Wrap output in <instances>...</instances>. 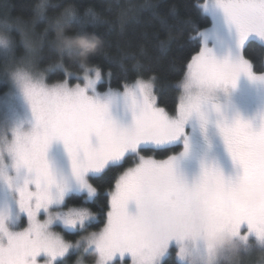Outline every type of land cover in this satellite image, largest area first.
I'll return each mask as SVG.
<instances>
[{"label":"snow or ice","instance_id":"snow-or-ice-1","mask_svg":"<svg viewBox=\"0 0 264 264\" xmlns=\"http://www.w3.org/2000/svg\"><path fill=\"white\" fill-rule=\"evenodd\" d=\"M195 6L213 26L189 21L200 46L171 110L158 103L154 76L98 90L97 67L78 68L74 86L45 82L31 61L16 67L12 82L28 112L15 114L11 91L0 97V264H67L74 254L84 264L93 252L96 264H164L172 241L183 261L204 232L264 239V110L248 119L231 100L241 76L264 85V63L245 55L249 42L264 44V0ZM88 23L78 17L75 29L87 31ZM197 133L205 154L189 178L180 161ZM216 138L242 169L235 180L209 158ZM157 150L172 154H147ZM98 222L103 227L89 231Z\"/></svg>","mask_w":264,"mask_h":264},{"label":"trees","instance_id":"trees-1","mask_svg":"<svg viewBox=\"0 0 264 264\" xmlns=\"http://www.w3.org/2000/svg\"><path fill=\"white\" fill-rule=\"evenodd\" d=\"M201 2L202 0H55L58 8L74 5L80 16L89 21L87 31L95 33L102 41L101 50L90 57V65L99 68L107 81L100 84L99 89L104 90L109 83L113 87H120L126 78L134 80L138 73L144 77L154 76L157 101L168 110L175 107L179 96L177 86L186 74L187 63L196 55L200 46L198 38H194L195 33L191 30L189 21L201 30L211 25V17L201 13L195 6ZM10 3L14 5V11L28 16L32 14L35 0H10ZM89 9L92 11L89 12ZM73 27H76V21H73ZM19 50L18 47L17 51ZM245 55L255 66H261L264 63V44L259 41L249 42ZM40 67L43 72H48L47 79L50 82L62 80L66 72L72 76L78 69L72 61L57 58L55 53H48L47 49ZM74 81H77L75 75L71 79V82ZM8 89L9 84L0 77V95ZM179 149L178 147L177 151ZM147 154L164 159L171 153L157 150ZM99 183L103 191L109 180L105 178ZM99 203L106 204V198L102 197ZM91 206L98 208V204ZM102 226L103 223L98 222L89 231H96ZM76 237L67 238L75 240ZM198 244L200 245L199 242ZM74 256L75 254L68 260ZM164 264L181 263L169 256Z\"/></svg>","mask_w":264,"mask_h":264},{"label":"clouds","instance_id":"clouds-1","mask_svg":"<svg viewBox=\"0 0 264 264\" xmlns=\"http://www.w3.org/2000/svg\"><path fill=\"white\" fill-rule=\"evenodd\" d=\"M78 17L74 5L58 8L55 0H35L28 16L14 11L10 0H0V77L14 87L12 74L22 61H31L42 72L45 49L77 68L91 66L90 57L101 50L102 41L93 32L77 31L73 21ZM198 241L204 257L197 264H264V239L257 236L251 242L220 229L202 233Z\"/></svg>","mask_w":264,"mask_h":264},{"label":"rangeland","instance_id":"rangeland-1","mask_svg":"<svg viewBox=\"0 0 264 264\" xmlns=\"http://www.w3.org/2000/svg\"><path fill=\"white\" fill-rule=\"evenodd\" d=\"M212 26H213V20L211 17V25L208 28H212ZM220 35L225 41L229 39V37L227 36L226 30L223 28L222 25L220 26ZM212 42L213 41L210 39L209 43L211 44ZM43 73L45 74L47 83L49 84L57 83L61 81V80H58V81L50 82L47 79L48 72H43ZM72 78H73V75L71 76L70 73L66 72L65 77L63 79H67L69 83L74 86L79 81L77 80V81L71 82ZM104 82H107V81L106 79L102 78V80L97 84L98 90H101L99 89V85ZM106 89L107 88H105L104 90ZM9 91H11V93L15 97V114L19 116L26 115L28 112V109H27V106L24 104L22 98L20 97L19 92L14 87H11L10 85H9V89L7 92ZM4 94L0 95V97H3ZM231 100L233 104L240 110V112L246 118L253 119L259 111L264 110V85L254 84L250 82L247 78L241 76L237 88L231 91ZM0 114H2V106H0ZM14 118L15 116L13 115L12 112L7 113V122L10 123ZM204 154H205V146L203 142L201 141L199 134L197 133L196 135L193 136L192 154L189 157L180 161L181 170H183L189 176V178H191L192 176L196 175L199 172V161L201 157L204 156ZM208 155H209V158L211 157L212 159H215L216 162H218V164L224 171V174L226 177H230L231 179L235 180L238 175L242 174V169H240L237 165L233 164L230 157L224 150L223 143L219 140V138H216V140L214 141L213 149ZM156 159H159V158H156ZM22 220H23V226L26 227L27 226L26 218L22 217ZM241 232L242 234L248 232L246 223L242 225ZM62 235L64 234L62 233ZM80 235L81 236L87 235V233H81ZM75 239H80V236H77ZM248 239L249 241L254 242L255 234L254 233L249 234ZM198 242L199 241H197L194 245L189 244L190 256L187 259L181 261V260H177L176 258V251H177L178 245L176 241H172L168 257L173 256L175 260L181 264H197V262L202 261L204 257L202 245H199ZM78 255L79 254H75L74 257H72L71 259L67 261V264H76ZM96 259H97V255L94 252L91 254H85L84 264H96ZM128 264H131L130 259L128 260Z\"/></svg>","mask_w":264,"mask_h":264}]
</instances>
